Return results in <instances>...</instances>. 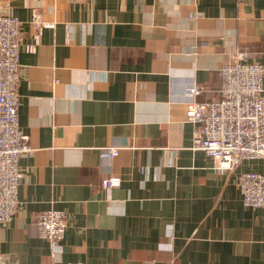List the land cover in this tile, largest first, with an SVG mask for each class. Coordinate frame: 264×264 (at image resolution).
Masks as SVG:
<instances>
[{
  "label": "crops",
  "instance_id": "obj_1",
  "mask_svg": "<svg viewBox=\"0 0 264 264\" xmlns=\"http://www.w3.org/2000/svg\"><path fill=\"white\" fill-rule=\"evenodd\" d=\"M39 12L51 24L37 30ZM22 22L19 208L0 223L10 264H264V209L245 172L193 149L189 87L221 99L220 68L249 50L264 65V0H0ZM119 149L109 160L103 150ZM121 178L104 188L102 180ZM68 218L62 252L37 215Z\"/></svg>",
  "mask_w": 264,
  "mask_h": 264
},
{
  "label": "built area",
  "instance_id": "obj_2",
  "mask_svg": "<svg viewBox=\"0 0 264 264\" xmlns=\"http://www.w3.org/2000/svg\"><path fill=\"white\" fill-rule=\"evenodd\" d=\"M22 22L18 17L0 16V223L12 222L19 208L21 179L20 159L31 151L29 137L20 129L19 110L23 48ZM32 25L37 29L51 27L36 12ZM222 81L220 100L199 103L202 89L189 87L186 119L194 125L193 149L211 157L216 167L230 171L243 160L264 159V65L256 54L242 50L220 68ZM109 160L119 149L103 150ZM121 178L102 180L104 188L121 185ZM239 187L247 208L264 209V175L251 171L241 175ZM38 234L46 239L53 254L62 252L68 218L61 210H47L37 215ZM0 264H10L0 253Z\"/></svg>",
  "mask_w": 264,
  "mask_h": 264
}]
</instances>
